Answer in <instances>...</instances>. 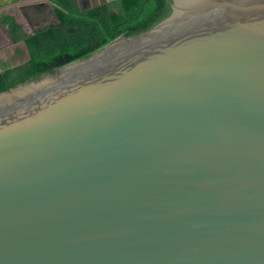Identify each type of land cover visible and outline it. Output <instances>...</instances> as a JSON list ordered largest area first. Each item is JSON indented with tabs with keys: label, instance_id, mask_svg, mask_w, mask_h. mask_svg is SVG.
<instances>
[{
	"label": "water",
	"instance_id": "water-1",
	"mask_svg": "<svg viewBox=\"0 0 264 264\" xmlns=\"http://www.w3.org/2000/svg\"><path fill=\"white\" fill-rule=\"evenodd\" d=\"M171 8L0 92V264H264V0Z\"/></svg>",
	"mask_w": 264,
	"mask_h": 264
},
{
	"label": "trees",
	"instance_id": "trees-1",
	"mask_svg": "<svg viewBox=\"0 0 264 264\" xmlns=\"http://www.w3.org/2000/svg\"><path fill=\"white\" fill-rule=\"evenodd\" d=\"M48 3L55 24L24 31L22 7ZM172 0H115L82 12L76 0H15L0 7V21L13 43L24 42L30 59L0 72L7 91L74 61L85 59L117 38L135 37L167 18Z\"/></svg>",
	"mask_w": 264,
	"mask_h": 264
},
{
	"label": "flooded vegetation",
	"instance_id": "flooded-vegetation-1",
	"mask_svg": "<svg viewBox=\"0 0 264 264\" xmlns=\"http://www.w3.org/2000/svg\"><path fill=\"white\" fill-rule=\"evenodd\" d=\"M76 2L77 5H79V1L76 0ZM30 6L34 9L32 11L36 12L34 15V19H31L29 17L31 13L27 7ZM22 11L24 14V21H23L24 31H26L24 27L25 24H27V26L30 27L31 29V32L28 33H34V31L40 28L47 27L51 24H55L57 21L52 7L45 2L24 6L22 7ZM22 43L24 42L22 41V42L13 43L6 32V28L3 26L2 22L0 21V47H1L0 51L3 50L4 54H6L7 57L9 58L18 59V57L20 56L22 59H24L27 55L22 47ZM5 50L8 53H5Z\"/></svg>",
	"mask_w": 264,
	"mask_h": 264
},
{
	"label": "rangeland",
	"instance_id": "rangeland-1",
	"mask_svg": "<svg viewBox=\"0 0 264 264\" xmlns=\"http://www.w3.org/2000/svg\"><path fill=\"white\" fill-rule=\"evenodd\" d=\"M27 8L30 10V13H31L29 15V17L31 19H34V15H35L36 12L32 11L34 9L31 6L30 7H27ZM24 27H25V29H26L27 32H31V29H30V27L27 26V24H25ZM5 53H8V52H6V50H5ZM25 58L22 59L20 56L18 57V59H16V58H9V57H7L6 54H4V52L2 50V51H0V69H3L4 66H8V67L10 66L11 67V66H13V65H15L17 63H22L25 60Z\"/></svg>",
	"mask_w": 264,
	"mask_h": 264
},
{
	"label": "bare ground",
	"instance_id": "bare-ground-1",
	"mask_svg": "<svg viewBox=\"0 0 264 264\" xmlns=\"http://www.w3.org/2000/svg\"><path fill=\"white\" fill-rule=\"evenodd\" d=\"M121 41H122V40L118 41L116 44H118V43L121 42ZM116 44H114V45H116ZM114 45H112L111 47H113ZM111 47H109L108 49H110ZM108 49H107V50H108ZM107 50H105V51H107ZM102 53H103V52H102ZM102 53H101V54H102ZM99 55H100V54H99ZM99 55H97V56H99ZM97 56H96V57H97ZM77 65H80V64H76V65H74V66H77ZM74 66H72V67H74Z\"/></svg>",
	"mask_w": 264,
	"mask_h": 264
},
{
	"label": "crops",
	"instance_id": "crops-1",
	"mask_svg": "<svg viewBox=\"0 0 264 264\" xmlns=\"http://www.w3.org/2000/svg\"><path fill=\"white\" fill-rule=\"evenodd\" d=\"M0 1H1V0H0ZM26 58H27V56H26ZM26 58H25V59H26Z\"/></svg>",
	"mask_w": 264,
	"mask_h": 264
}]
</instances>
